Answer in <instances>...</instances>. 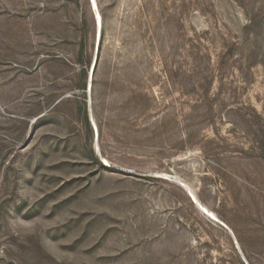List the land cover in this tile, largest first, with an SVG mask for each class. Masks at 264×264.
I'll return each mask as SVG.
<instances>
[{
	"label": "rangeland",
	"instance_id": "374dc122",
	"mask_svg": "<svg viewBox=\"0 0 264 264\" xmlns=\"http://www.w3.org/2000/svg\"><path fill=\"white\" fill-rule=\"evenodd\" d=\"M96 3L0 0V264H264V0Z\"/></svg>",
	"mask_w": 264,
	"mask_h": 264
},
{
	"label": "trees",
	"instance_id": "16d2710c",
	"mask_svg": "<svg viewBox=\"0 0 264 264\" xmlns=\"http://www.w3.org/2000/svg\"><path fill=\"white\" fill-rule=\"evenodd\" d=\"M102 33H104V29H102ZM80 53L81 54L79 57V64L84 66V58H85V53H86V47H85L84 43L81 44ZM97 64H98V62H97ZM97 64L95 66V69L97 67ZM80 89L85 90L86 89L85 84L83 86H80ZM263 149H264V146H263ZM234 165H235V163L233 161H231L229 164H227L226 171H229L230 173H232V171L230 169H232V167H234Z\"/></svg>",
	"mask_w": 264,
	"mask_h": 264
},
{
	"label": "water",
	"instance_id": "95a60500",
	"mask_svg": "<svg viewBox=\"0 0 264 264\" xmlns=\"http://www.w3.org/2000/svg\"><path fill=\"white\" fill-rule=\"evenodd\" d=\"M91 3H92V7H93V11H94V15H95V18H96V27H97V31L99 33V30H100V27H102V19H100V22H101V25H100V22L98 20V16H100L98 10L95 8L94 4H93V0H91ZM98 12V13H97ZM101 18V16H100ZM96 63V62H95ZM192 197V196H190ZM192 201L195 203V205L198 207V209H200L201 211H204V213L209 216L211 219H213L209 214H207V212L203 209V207L195 200L192 198ZM223 227H225L226 229H228L223 223H220Z\"/></svg>",
	"mask_w": 264,
	"mask_h": 264
},
{
	"label": "bare ground",
	"instance_id": "6f19581e",
	"mask_svg": "<svg viewBox=\"0 0 264 264\" xmlns=\"http://www.w3.org/2000/svg\"><path fill=\"white\" fill-rule=\"evenodd\" d=\"M90 3H91V0H90ZM93 4H94V6H95V8L98 10V6H97V3H96V0H93ZM91 6H92V3H91ZM92 10H93V7H92ZM99 12V11H98ZM97 12V13H98ZM100 14V13H99ZM101 16V15H100ZM100 16H98V20H99V22H100ZM95 21H96V18H95ZM100 25H101V22H100ZM97 28V27H96ZM100 29H102V27H100ZM98 32V31H97ZM193 198L196 200V198H195V196H193ZM197 201V200H196ZM198 202V201H197ZM203 207V206H202ZM203 209L208 213V214H210L211 216H213L212 215V213H209V211L205 208V207H203ZM200 210V209H199ZM201 211V210H200ZM204 215H206L205 213H204V211H201ZM207 216V215H206ZM207 217H209V216H207ZM210 218V217H209ZM211 219V218H210Z\"/></svg>",
	"mask_w": 264,
	"mask_h": 264
}]
</instances>
